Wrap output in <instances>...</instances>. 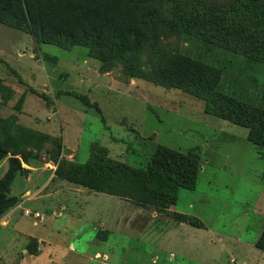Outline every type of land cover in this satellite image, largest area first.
I'll use <instances>...</instances> for the list:
<instances>
[{
	"label": "rangeland",
	"instance_id": "rangeland-1",
	"mask_svg": "<svg viewBox=\"0 0 264 264\" xmlns=\"http://www.w3.org/2000/svg\"><path fill=\"white\" fill-rule=\"evenodd\" d=\"M178 1L191 9L224 11L235 0ZM163 7L167 16L170 3ZM157 38L133 58L140 67L134 77L130 62L110 54L102 60L80 43L38 42L27 31L0 23V80L7 85L0 91V116L16 114L20 124L52 132L55 138L30 162L37 168L30 171L43 177L55 174L58 159L85 162L91 144L135 167L144 166L158 145L198 148L196 188L180 189L173 209L203 226L161 217L145 224L147 210L72 182L51 200L24 197L26 188L35 187L17 174L10 194L18 203L0 219V264H264V251L254 245L264 226V150L248 141L247 128L205 113L202 100L142 75L154 69L157 55L194 57L219 68L221 92L264 107V66L177 31L161 29ZM78 95L96 102L101 112ZM58 179L54 176L45 192L57 193L63 187ZM25 208L43 219L34 223L23 215ZM109 216L118 223L104 238L99 220ZM123 218L135 219L131 229L121 224ZM27 234L43 239L41 252L38 238Z\"/></svg>",
	"mask_w": 264,
	"mask_h": 264
},
{
	"label": "trees",
	"instance_id": "trees-1",
	"mask_svg": "<svg viewBox=\"0 0 264 264\" xmlns=\"http://www.w3.org/2000/svg\"><path fill=\"white\" fill-rule=\"evenodd\" d=\"M164 3H170L167 16ZM0 23L25 30L38 42L57 46L80 43L102 60L110 54L115 60L130 62L134 77L140 75V67L133 58L148 42L154 46L161 29L239 52L264 66V0H235L224 11L191 9L178 0H0ZM154 59V69L143 76L202 100L205 113L247 128L248 141L259 151L264 150V107L221 92L217 87L218 67L181 54L157 55ZM6 89L0 80V91ZM77 97L101 112L96 102L84 95ZM22 99L17 100L16 109ZM17 119L16 114L0 116V160H8V168L0 177V219L18 203L10 187L17 174L29 172L22 161L30 164L36 160L43 143L55 138ZM199 167L200 151L196 147L181 151L158 145L144 166L135 167L110 157L105 147L91 144L85 162L58 159L55 175L166 212L177 202L180 189L196 188ZM167 214L178 222L203 226L193 215L175 211ZM106 233L99 231L104 238ZM254 245L264 251V226Z\"/></svg>",
	"mask_w": 264,
	"mask_h": 264
},
{
	"label": "crops",
	"instance_id": "crops-1",
	"mask_svg": "<svg viewBox=\"0 0 264 264\" xmlns=\"http://www.w3.org/2000/svg\"><path fill=\"white\" fill-rule=\"evenodd\" d=\"M27 127H29V128H32V129H35V130H38V131H41V132H44V133H46V134H50V133H52V132H49V131H42V130H39V129H37L36 127H35V125H28ZM48 132V133H47ZM51 135V134H50ZM53 136V135H52ZM72 156H74V158H75V155H74V153H72ZM75 161H77L76 159H75ZM22 166L24 167V168H27V169H29V172L26 174V175H20L24 180H25V182L29 185L30 184V187H35V190H33V191H31V189L30 188H26L25 189V192L22 194L24 197L26 196V195H28V194H31V196L30 197H34L35 195H40V196H42V197H47V198H49L52 194H63L64 193V191H65V188H67V189H70V183L71 182H69V181H67V180H65V179H63V178H61V179H58V183H59V185H62L63 187L61 188L60 187V189H58L57 190V193H56V191H55V193H53V192H45V190H44V188L46 187V186H48V184H49V182H50V180L51 179H53L54 178V176H56L55 174H51L50 176H48V177H43V175H41V174H39V173H34V172H31L30 170H34V169H37L36 167H34V166H31L30 164H28V163H24L23 161H22ZM7 168H8V160H7V157H5V158H3L2 160H0V177H2L3 176V174L6 172V170H7ZM57 177V176H56ZM37 178V181H40V183L39 184H37V183H35V184H32V182L34 181V179H36ZM65 182H68L67 184H65ZM72 184V183H71ZM34 189V188H33ZM77 190H79V189H77ZM91 192H93V193H96V191H91ZM98 193V192H97ZM101 193H103V192H101ZM106 194V193H105ZM108 195H110V194H108ZM111 196H113V195H111ZM41 197V198H42ZM117 197V196H116ZM44 198V199H45ZM123 199V198H122ZM48 200H51L50 198L48 199ZM123 200H126V199H123ZM120 201V199L119 200H117L116 202H119ZM127 202H129L130 204H131V201H129V200H127ZM133 203V202H132ZM135 204V203H134ZM20 205V204H19ZM136 205V204H135ZM175 205V204H174ZM174 205H171V206H169L167 209H166V212H158V211H155V210H153V209H151V208H146V207H141V206H139L138 205V207H140L141 208V210L143 211V210H147V211H145L146 212V214H143V216H146V219L144 220L145 221V224L147 223L146 222V220L148 221L149 219H151V218H153L154 220H157L158 218H164L166 221H168V220H174V221H176L172 216H170V215H168L167 213L168 212H172V211H175V212H180V213H184V214H188V213H186V212H181V211H176V210H174L173 209V206ZM21 206V205H20ZM26 209H28V208H25L24 209V211L26 210ZM138 212H141V211H138ZM134 213H135V211H134ZM59 214H60V212H59ZM148 214V215H147ZM23 215H25V213L23 212ZM189 215H191V214H189ZM25 216H27V215H25ZM139 215H137V217H138ZM43 219V218H42ZM42 219H40V220H38L39 222L42 220ZM32 220H33V222L34 223H37L33 218H32ZM135 222V219L133 218V219H131V218H123L122 220H121V224L123 223L125 226H127V228H130L132 225H133V223ZM177 223H180L181 224V226H182V224H188V223H185V222H178V221H176ZM33 223V224H34ZM99 223H100V225H101V227H102V229L101 230H106L107 231V233L106 234H110L111 232H112V230H113V228H115V223H118V220L117 219H114L112 216H109V217H107L105 220H99ZM131 229V228H130ZM28 237H35V238H38V240H39V242H38V245H37V248H38V250H39V252H41L42 250H43V239H41V238H39V237H36V236H33V235H28L27 234V239H28ZM42 240V241H41ZM27 240H25V242H26ZM24 242V243H25ZM23 243V244H24ZM40 245H42V246H40ZM24 249L25 248H23V251H24ZM26 254V253H25ZM96 257L99 255V253L98 252H96L95 254H94ZM103 258L104 259H107V257H106V255H104L103 256Z\"/></svg>",
	"mask_w": 264,
	"mask_h": 264
},
{
	"label": "built area",
	"instance_id": "built-area-1",
	"mask_svg": "<svg viewBox=\"0 0 264 264\" xmlns=\"http://www.w3.org/2000/svg\"><path fill=\"white\" fill-rule=\"evenodd\" d=\"M24 213H25V215H27V216H31L32 218H34V220L37 222L38 220H40L41 219V217H42V214L39 212V211H31V210H29V209H26L25 211H24Z\"/></svg>",
	"mask_w": 264,
	"mask_h": 264
},
{
	"label": "water",
	"instance_id": "water-1",
	"mask_svg": "<svg viewBox=\"0 0 264 264\" xmlns=\"http://www.w3.org/2000/svg\"><path fill=\"white\" fill-rule=\"evenodd\" d=\"M63 152L66 153V154H69L71 152V150L68 149L67 147H64L63 148Z\"/></svg>",
	"mask_w": 264,
	"mask_h": 264
}]
</instances>
